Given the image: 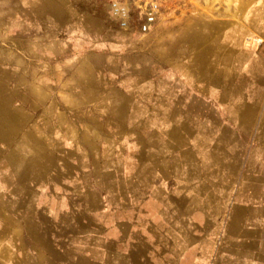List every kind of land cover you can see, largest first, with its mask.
Returning a JSON list of instances; mask_svg holds the SVG:
<instances>
[{
    "label": "crops",
    "instance_id": "obj_1",
    "mask_svg": "<svg viewBox=\"0 0 264 264\" xmlns=\"http://www.w3.org/2000/svg\"><path fill=\"white\" fill-rule=\"evenodd\" d=\"M244 3L167 38L101 0H0V264H264V0Z\"/></svg>",
    "mask_w": 264,
    "mask_h": 264
},
{
    "label": "rangeland",
    "instance_id": "obj_2",
    "mask_svg": "<svg viewBox=\"0 0 264 264\" xmlns=\"http://www.w3.org/2000/svg\"><path fill=\"white\" fill-rule=\"evenodd\" d=\"M105 4L107 9V15L112 22L116 21L109 14V0H101ZM131 11H130V24L139 27L142 20L143 14L134 6L133 0H127ZM161 5L158 8L156 21L153 25L157 23H168V29L165 31L167 38L174 35L176 32L175 28L181 27V25L191 24V23H202L207 21H215L219 18H223L226 13L231 9V21L238 20V11L241 5H245L247 2H255L257 0H157ZM237 13V14H236ZM229 16V14H227ZM117 24V23H116ZM152 25V26H153ZM151 26V27H152ZM188 27L184 26L185 36L191 33V30H187ZM151 30V28H150ZM149 30V31H150ZM140 31V30H139ZM148 31V32H149ZM147 33V32H146ZM42 243V241H41ZM40 249H46V247H40ZM44 251V250H43ZM56 258V263L63 264V255L56 254L53 255ZM40 264H45V256L41 255ZM51 264V263H50Z\"/></svg>",
    "mask_w": 264,
    "mask_h": 264
},
{
    "label": "built area",
    "instance_id": "obj_3",
    "mask_svg": "<svg viewBox=\"0 0 264 264\" xmlns=\"http://www.w3.org/2000/svg\"><path fill=\"white\" fill-rule=\"evenodd\" d=\"M134 6L143 14L139 24L141 33H146L156 21L158 8L157 0H133ZM130 5L127 0H109V14L119 28L126 30L130 25Z\"/></svg>",
    "mask_w": 264,
    "mask_h": 264
}]
</instances>
